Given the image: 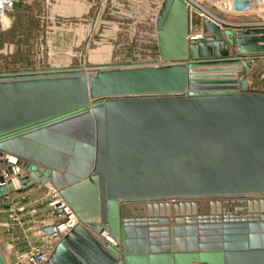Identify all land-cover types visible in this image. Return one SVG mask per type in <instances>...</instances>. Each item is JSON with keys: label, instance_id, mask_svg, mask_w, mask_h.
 Segmentation results:
<instances>
[{"label": "water", "instance_id": "water-1", "mask_svg": "<svg viewBox=\"0 0 264 264\" xmlns=\"http://www.w3.org/2000/svg\"><path fill=\"white\" fill-rule=\"evenodd\" d=\"M191 20L162 1V64L0 71V153L29 172L0 201L49 183L79 219L44 264H264V26Z\"/></svg>", "mask_w": 264, "mask_h": 264}, {"label": "rangeland", "instance_id": "rangeland-1", "mask_svg": "<svg viewBox=\"0 0 264 264\" xmlns=\"http://www.w3.org/2000/svg\"><path fill=\"white\" fill-rule=\"evenodd\" d=\"M157 1L158 4H161L163 0ZM102 2L107 5L110 0H102ZM112 2L118 3L119 0H112ZM156 8L157 6L153 5L151 11L150 9L148 12L143 11V32L141 37H137V41L126 36L121 41L101 40L89 43H66L63 45L66 52L56 53L53 47L54 42L44 41L45 19L42 17L44 10L43 6L36 2L29 10L17 11L13 27L11 24V28L8 29L7 22L0 21V71L61 68L66 66L86 68L89 64L105 65L111 63L120 64V66L142 63L162 64L157 33H154ZM191 18L192 28H195L198 23L196 14L192 13ZM108 37H112V35ZM248 81L250 87L264 90V55L256 60V65L251 68ZM38 193H32L35 195L34 198L27 195L21 196L20 194V203H17V205L18 208H24L18 213L23 224H19L16 228V231H18L16 235L20 237V242L24 243L22 232L24 229L29 232V235H34L35 226L46 220L49 221L51 218L45 192L43 193L40 190L41 196ZM37 196H44V201H39ZM8 204V202L0 201V209L4 208V211L0 213V226L6 229L4 230L6 233L7 228L11 227L5 224L7 221L18 225L11 217ZM10 260H12L11 257Z\"/></svg>", "mask_w": 264, "mask_h": 264}, {"label": "crops", "instance_id": "crops-1", "mask_svg": "<svg viewBox=\"0 0 264 264\" xmlns=\"http://www.w3.org/2000/svg\"><path fill=\"white\" fill-rule=\"evenodd\" d=\"M36 2H39L44 10L42 16L45 19L44 41L54 42L53 47L56 53L66 52L63 49L66 43L121 41L126 36L137 41V37H141L143 32V11L148 12L149 9L151 11L153 5H159L157 0H119L118 3L110 0L107 5H104L102 0H16L13 8L8 12L7 20L2 22H7L8 29L11 28V24L13 27L17 11L29 10ZM109 35L112 37H108ZM40 190L43 193L46 191L45 187H34L23 192L21 196L27 195L34 198L33 192H39L38 195L41 196ZM21 196L13 195L7 202L17 205L20 203ZM39 196H37L38 200L43 202L44 196ZM5 224L11 227L7 228L6 233L4 231L6 229L0 226V241L3 246L12 245L11 256L15 251H25L41 244L40 240L34 235H29L25 229L22 231L24 243L20 242V237L16 235L18 233L16 228L19 224L22 225V222L14 225L7 221Z\"/></svg>", "mask_w": 264, "mask_h": 264}, {"label": "built area", "instance_id": "built-area-1", "mask_svg": "<svg viewBox=\"0 0 264 264\" xmlns=\"http://www.w3.org/2000/svg\"><path fill=\"white\" fill-rule=\"evenodd\" d=\"M14 0H0V21L7 20L9 9L13 6ZM186 5L192 13L196 14L198 23L191 29L188 37L190 39L203 38L204 33L201 22L204 20L212 21L217 25L232 24V19H242V25L264 26V0H186ZM161 4L156 8L154 18V33H157L156 21ZM196 30V31H194ZM154 34V35H155ZM29 172L26 167L19 164L16 155L10 153H0V185H5L9 180H15L16 186H20L18 176L25 177ZM45 187V199L50 208L51 218L35 226L34 236L41 241L40 245L30 247L25 251H15L8 264H44L56 244L78 223L79 219L70 206L64 201L58 190L51 184L38 185ZM23 193V192H22ZM19 193V194H22ZM10 194L1 201L7 202L12 199ZM24 196V195H23ZM11 217L18 224L21 223L19 211L24 208H18V205L9 203ZM4 208L0 209V213ZM95 235L102 240L103 244L111 245L119 249V243L108 232H95ZM13 248V247H12ZM204 264V263H192Z\"/></svg>", "mask_w": 264, "mask_h": 264}, {"label": "trees", "instance_id": "trees-1", "mask_svg": "<svg viewBox=\"0 0 264 264\" xmlns=\"http://www.w3.org/2000/svg\"><path fill=\"white\" fill-rule=\"evenodd\" d=\"M13 8V6L9 9V12H10V10Z\"/></svg>", "mask_w": 264, "mask_h": 264}]
</instances>
